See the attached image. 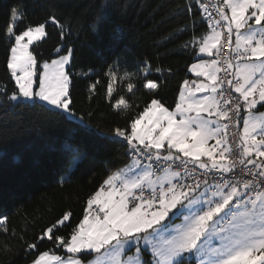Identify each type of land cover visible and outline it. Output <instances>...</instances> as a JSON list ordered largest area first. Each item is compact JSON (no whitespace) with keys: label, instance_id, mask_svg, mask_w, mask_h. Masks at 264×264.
<instances>
[{"label":"snow or ice","instance_id":"1","mask_svg":"<svg viewBox=\"0 0 264 264\" xmlns=\"http://www.w3.org/2000/svg\"><path fill=\"white\" fill-rule=\"evenodd\" d=\"M196 3L201 12H194L193 16H200L202 25L206 21L208 31L187 42L201 57L189 71L203 80L183 81L174 110L156 98L160 81L155 74L170 70L153 69L147 59L132 66L135 70L122 68V64L127 65L126 55L121 56L119 47L123 33L117 26L109 29L110 5L102 6L93 17L91 28L95 34L103 37L108 29L106 42L97 54L103 56L112 50L103 71L106 96L114 99L116 83L127 81L129 93L142 90L149 97L135 118L107 135L99 128L93 129L72 107L71 73L66 66L72 63L75 49L57 47L58 58L45 61L43 71H39L37 58L29 51L34 41L47 36L49 21L59 25L56 17L50 14L46 21L29 23L17 31L26 13L19 5L9 10L3 36L9 44L6 67L15 89L9 94L6 86L0 87L5 104L26 101L51 120L75 122L73 137L96 138L101 144L126 142L132 154L142 153L152 162L141 166L137 159L133 161L135 169L126 165L108 174L88 198L85 215L70 238L56 235L58 226L69 221L70 212L38 237L40 241L47 238L55 242L68 255H51L45 250L35 255L31 264H186L192 256L198 264H264V111H260L264 109V0H218L212 6L215 17L209 5L202 0ZM186 7L192 11L191 5ZM60 27V39L65 40L63 26ZM224 46L229 51L221 58ZM204 56L210 59H203ZM222 72L224 75H219ZM97 83L100 81L93 82L90 90L94 91ZM110 106L122 115L129 103L120 96ZM241 122L238 141H230L228 129ZM165 148L167 154L162 155L160 150ZM64 151L69 160L58 181L60 185L66 179L70 181L73 168L86 155L71 139L66 141ZM161 160H181L185 172L191 162L194 167L219 172L223 182L216 186L211 198L204 199L207 192L197 195L200 181L189 184L183 180L180 165H176V170L170 165L154 169ZM238 165L242 167L240 178L236 179ZM247 165L253 167L249 169ZM245 176L251 178L244 179ZM181 217L182 223L169 229ZM7 219L0 216L4 235L8 234ZM222 220L230 227H221ZM210 231L216 240L214 245L205 247L203 239ZM30 250L38 251V244L29 243L28 254ZM125 253L132 254L125 259Z\"/></svg>","mask_w":264,"mask_h":264},{"label":"trees","instance_id":"2","mask_svg":"<svg viewBox=\"0 0 264 264\" xmlns=\"http://www.w3.org/2000/svg\"><path fill=\"white\" fill-rule=\"evenodd\" d=\"M17 5L26 13L17 31L29 23L46 21L50 14L59 21V25L48 22L47 36L33 43L30 51L37 58L40 70L43 62L54 57L57 47L75 49L72 63L66 68L71 73L72 107L93 129L99 128L105 135L117 126L125 127L144 109L149 97L142 90H136L134 95L129 93L127 81L116 83L114 99L106 96L103 71L112 50L103 56L97 52L106 42L108 29L101 37L91 28L93 17L102 6L110 5L109 29L117 26L123 33L119 47L121 56L126 55L127 65L122 64V68L135 70L132 66L147 59L153 69L170 70L155 74L160 81L156 98L169 110L175 107L183 81L191 78L190 65L200 58L187 42L208 31L200 16H193L194 12L199 13L196 0H0V87L6 86L9 94L15 89V82L6 67L9 44L3 30L9 10ZM189 5L192 11L187 10ZM60 25L65 40L60 39ZM97 80L100 83L94 91L90 90ZM120 96L129 103L128 108L122 109V115L110 106ZM74 123L51 120L26 101L11 102L9 106L0 96V149H3L0 151V216L8 217V234L0 230V264H29L45 250L68 255L55 242L47 238L40 241L38 237L65 212H70L69 221L58 226L56 232L70 238L85 215L90 195L101 187L108 174L131 160L126 142L101 144L96 138L73 137ZM70 139L86 155L73 168L70 181L66 179L60 185L58 181L69 160L64 145ZM32 242L38 244V251L30 250L28 254L27 245Z\"/></svg>","mask_w":264,"mask_h":264},{"label":"built area","instance_id":"3","mask_svg":"<svg viewBox=\"0 0 264 264\" xmlns=\"http://www.w3.org/2000/svg\"><path fill=\"white\" fill-rule=\"evenodd\" d=\"M202 2L204 4H207L209 5V11L212 12V15L213 17L216 16V12H215V9L212 7L213 5L217 4L218 3V0H202ZM199 6V5H198ZM199 12H201V9L199 7ZM205 26L207 27V22L205 21L204 22ZM207 30H208V27H207ZM229 51V49L227 48V46H224L222 47L221 49V58L223 57V54L224 53H227ZM219 75L223 76L224 73H220ZM233 96H236L238 94L236 93H232ZM239 131H240V124H236L235 127H230L228 129V137H229V140L230 141H238L239 139ZM210 144L211 143H214V141H210L209 142ZM127 155L130 159H133V160H137L139 159L142 163L141 164H144V165H147L149 163H152L150 161H148L146 159V157L140 153V154H132L130 152V150L128 149L127 150ZM184 158L181 157V160H183ZM202 160H205L206 157H202L201 158ZM181 160H177L173 163V161H164V160H161L159 165H154V169L155 168H159L161 166L163 167H167V166H172L173 170H176V165H180V168H179V171L181 172V177L183 180H185L187 183L189 184H192L194 183V181H197L199 180L200 181V189H203L204 192H207V198H211L212 196V193L214 191H216V186L218 184H222V178H221V174L219 172H216V171H209L207 169H201V168H198V167H194L193 163L189 162L187 164V172H185V166L181 163ZM240 167L242 166H239L237 167V169L235 170L236 171V179H239L240 178ZM253 166L252 165H247V168L251 169ZM258 171V170H256ZM157 175H159V173H157ZM225 175H230V174H225ZM155 178V177H153ZM244 179H250L251 177H248V176H245L243 177ZM204 180H207V184L204 183ZM241 191L243 192V189H241ZM228 222L226 220H222L220 221V226L223 227L227 224Z\"/></svg>","mask_w":264,"mask_h":264},{"label":"rangeland","instance_id":"4","mask_svg":"<svg viewBox=\"0 0 264 264\" xmlns=\"http://www.w3.org/2000/svg\"><path fill=\"white\" fill-rule=\"evenodd\" d=\"M35 42H37V41H34L33 43H35ZM30 47H31V45H30ZM30 47H29V51H30ZM55 58H58L57 56H56V52L54 51V57L53 58H51L50 60H48V62H50L52 59H55ZM44 63V62H43ZM43 63L40 65V67H41V69L39 70V71H43V68H42V65H43ZM68 66V65H67ZM67 66H66V68H67ZM35 79V78H34ZM15 82V81H14ZM260 111H264V109H260ZM242 130V122H241V125H240V131ZM239 131V132H240ZM166 149V148H165ZM162 155H166L167 154V151H165V152H163V153H161ZM182 220H183V217H181V218H179V219H175L170 225H169V229H172V228H174L175 226H177V225H180L181 223H182ZM224 228H228V227H230V225L227 223L225 226H223ZM165 235H167V234H165ZM215 240H216V237H215V235L210 231L209 232V235H208V237H207V239H203V244H204V246L205 247H207V246H209V245H214V243H215ZM135 252V249L133 248V250H132V253H134ZM132 253H125L124 254V256L122 257V258H127V256L128 255H131ZM51 255H57V254H52V253H50ZM186 256L188 255V254H185ZM59 256H61V257H66V256H62V255H59ZM88 259H91V257H89ZM142 259H150V256H142ZM195 261V262H194ZM192 262L193 263H195V264H198V261H197V259H196V257L195 256H192V257H189V259L186 261V264H192ZM29 264H31V262L29 263Z\"/></svg>","mask_w":264,"mask_h":264},{"label":"crops","instance_id":"5","mask_svg":"<svg viewBox=\"0 0 264 264\" xmlns=\"http://www.w3.org/2000/svg\"><path fill=\"white\" fill-rule=\"evenodd\" d=\"M234 41H235V36H233V44H234ZM200 57V56H199ZM201 58V57H200ZM199 58V59H200ZM198 59V60H199ZM203 59H210V57H207V56H204L203 57ZM198 60H196L194 63H197L198 62ZM193 64V63H192ZM191 64V65H192ZM190 65V66H191ZM190 68V67H189ZM190 74H191V78L188 80V81H190V82H193V81H196V82H200V81H202L203 80V78L202 77H197L196 75H195V73L194 72H191L190 71ZM197 96H200L201 94L200 93H197L196 94ZM178 96H179V94H178ZM178 99V98H177ZM175 108V107H174ZM174 108L172 109V110H174ZM240 125H241V123H240ZM161 151V153H163V152H165V151H167L166 149H161L160 150ZM133 161H135V160H133V159H131V160H129L126 164H124L121 168H124L126 165H130V166H132L133 167V169H135V165L133 164ZM141 166H144V164H141ZM155 179V178H154ZM203 193H205L204 192V190L203 189H200V190H198V193H197V195H200V194H203ZM204 199H208L207 197H204ZM88 207V206H87Z\"/></svg>","mask_w":264,"mask_h":264}]
</instances>
